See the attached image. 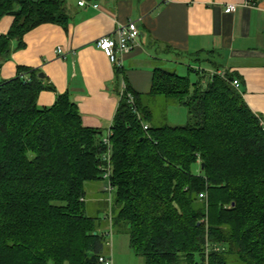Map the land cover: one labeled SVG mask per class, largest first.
Returning <instances> with one entry per match:
<instances>
[{
    "label": "trees",
    "instance_id": "obj_1",
    "mask_svg": "<svg viewBox=\"0 0 264 264\" xmlns=\"http://www.w3.org/2000/svg\"><path fill=\"white\" fill-rule=\"evenodd\" d=\"M6 16L14 22L0 36V69L28 32L70 22L67 0H0ZM39 75L18 67L0 85V264H101L102 222L87 215L86 195L104 180L103 133L84 126L68 94L40 108ZM234 79L193 83L156 69L149 95L184 107V126L151 124L143 96L124 83L110 137V213L145 264H264V121Z\"/></svg>",
    "mask_w": 264,
    "mask_h": 264
},
{
    "label": "crops",
    "instance_id": "obj_2",
    "mask_svg": "<svg viewBox=\"0 0 264 264\" xmlns=\"http://www.w3.org/2000/svg\"><path fill=\"white\" fill-rule=\"evenodd\" d=\"M93 4L99 9L81 8L78 3L68 6L66 29L44 24L28 32L25 48L15 51L0 69V85L15 79L18 67L43 74L47 89L40 94L38 106L50 108L58 96L68 94L84 126L105 138L125 81L153 113L151 104L162 101L149 95L154 71L180 75L179 69L191 71L193 64L202 62L208 72L225 71L239 80L247 105L264 121V0H101ZM229 5L236 7L234 12H226ZM13 22L11 16L1 19L0 36L9 32ZM130 22L137 23L140 40L129 54L118 55L123 71L119 76L97 41L112 34L117 25ZM164 101V125L182 126L168 120L169 110L182 106ZM107 226L102 223L103 234Z\"/></svg>",
    "mask_w": 264,
    "mask_h": 264
},
{
    "label": "rangeland",
    "instance_id": "obj_3",
    "mask_svg": "<svg viewBox=\"0 0 264 264\" xmlns=\"http://www.w3.org/2000/svg\"><path fill=\"white\" fill-rule=\"evenodd\" d=\"M77 3V0H67L68 6L77 7ZM191 67V71H189L188 67H183L184 71L182 72H180L182 70V68L180 67L181 69H179V73L181 76H189L193 83H196L199 80V75L197 74L195 68H201L206 72L209 71V68L205 66L202 62H198V64H193V66ZM200 75L201 77H205L204 74ZM164 102V98H162L160 104L157 102L151 104L154 113L153 122L151 124H153L154 126H162L165 124L163 114V109L165 107ZM168 120L169 123H171L172 125H186L188 123L187 112L183 107H174L169 110ZM193 171L196 174L200 173V165H195L193 167ZM107 185L108 182L106 180L88 184V190L86 195L87 215L90 217L98 218L104 226L108 225L104 217L110 212V204L108 202L109 194L105 191V189L102 190V188H106ZM91 197L101 198V200L99 202L92 201ZM107 227L108 229L106 230V233H104L106 243V255L111 258L113 264H145L142 258L137 257L132 252L130 248V239L127 234L119 232V230L117 229L110 230L109 225Z\"/></svg>",
    "mask_w": 264,
    "mask_h": 264
},
{
    "label": "built area",
    "instance_id": "obj_4",
    "mask_svg": "<svg viewBox=\"0 0 264 264\" xmlns=\"http://www.w3.org/2000/svg\"><path fill=\"white\" fill-rule=\"evenodd\" d=\"M78 6L81 8H86V7H92L94 9H99V5L93 4V2H88L86 0H79L78 1ZM236 7L234 5H229L226 12L231 13L234 12ZM140 40V31L138 28L137 23L135 22H130L126 25L119 24L117 25L115 31L107 36H103L98 39L97 41V46L100 50L103 51V53L110 59V61L117 66V68L121 69L122 64L118 60V55H125L129 54L133 48L139 44ZM57 53L60 54L61 50L58 49ZM195 70L201 74L208 75L209 77L213 76H219L224 78L226 76L225 71H210L206 72L202 70L201 68H195ZM232 86L236 90H240L241 84L240 81L237 79H234L232 81ZM126 90L125 84H123V87L121 89V96ZM129 103L131 106H135L134 99L132 98L131 95H129ZM138 114V111L135 110ZM138 117L141 119V116L138 114ZM148 125H144V129H148ZM263 130H264V123H263ZM113 132L112 130L109 131L108 135L103 138V145L107 148L106 153L104 155V163L102 165V171L104 173V180L108 182V185L105 188V191L109 194L108 202L111 204L112 202V193H113V188L110 185L109 179L112 174V164H111V154H112V146L110 142V137L112 136ZM201 198H204V194L200 196ZM105 220L109 224L110 230H112V215L109 212V214L105 217ZM109 245V244H108ZM216 252H219L218 249H215ZM99 262L101 264H113V261L111 258L108 256L101 257L99 259ZM202 264H210L208 257L206 258L205 262Z\"/></svg>",
    "mask_w": 264,
    "mask_h": 264
},
{
    "label": "water",
    "instance_id": "obj_5",
    "mask_svg": "<svg viewBox=\"0 0 264 264\" xmlns=\"http://www.w3.org/2000/svg\"><path fill=\"white\" fill-rule=\"evenodd\" d=\"M41 79H43L44 78V75L43 74H40V76H39ZM202 167H203V165H202Z\"/></svg>",
    "mask_w": 264,
    "mask_h": 264
}]
</instances>
